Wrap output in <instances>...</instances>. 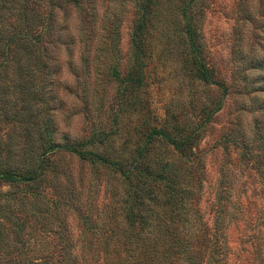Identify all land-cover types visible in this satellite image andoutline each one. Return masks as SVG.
Returning a JSON list of instances; mask_svg holds the SVG:
<instances>
[{"label": "rangeland", "instance_id": "1", "mask_svg": "<svg viewBox=\"0 0 264 264\" xmlns=\"http://www.w3.org/2000/svg\"><path fill=\"white\" fill-rule=\"evenodd\" d=\"M0 35L18 39L0 67L3 169L35 163L50 119L57 144L92 141L83 149L121 169L164 158L189 182L181 211L202 230L199 264H264V0H0ZM196 62L224 89L199 81ZM190 136L191 165L172 145ZM50 158L57 173L42 182H0V234L24 244L0 264L68 247L75 264H141L120 245L134 207L118 169Z\"/></svg>", "mask_w": 264, "mask_h": 264}, {"label": "trees", "instance_id": "2", "mask_svg": "<svg viewBox=\"0 0 264 264\" xmlns=\"http://www.w3.org/2000/svg\"><path fill=\"white\" fill-rule=\"evenodd\" d=\"M144 21L145 17H143V23L141 21L139 28L136 30V36L141 37L140 32L142 33L146 25ZM16 38V35H12L6 42H2L0 35V67L4 66L13 57H16V51L13 50L18 42ZM41 38V35L37 32L35 36L37 43L40 42ZM4 48L8 50V54L5 52L6 58L3 57V52L1 51ZM194 53L196 54L197 52L194 51ZM195 68L197 72L196 77L199 81L211 85L213 83L223 88L219 81L208 74L200 62H196ZM39 94L35 99L41 105L45 104V98L41 96V92ZM216 109L217 107L213 106L211 110H208L205 113V118L210 119ZM38 114L42 116V112ZM45 115L43 114V116ZM52 124L50 119L51 129L48 132L50 133L48 136L42 137L41 131L37 132L36 140L32 145L35 163L32 161L34 164L31 163L30 165L17 168L9 166L8 169H3L0 165L1 183L19 185L42 182L49 172L50 174L57 173L56 168L51 165L50 156L60 152L72 154L91 163L113 165L118 169L128 185V196H130V201L134 207L127 209L126 216L127 225L131 233L120 241L122 242L120 245L124 246L128 257H135V254H140L139 258H142L143 261L141 264H199L196 256L200 254L199 248L202 244V236L200 235L202 234V230H200L201 228L197 229V227L192 230L191 228L194 225L189 223L188 219L184 216L185 214L181 211L183 207L187 206L186 202L190 197L189 182L184 181V178L180 174L172 170V167L175 166L174 163L163 161L164 158H156L153 161L152 158L149 160L150 162L144 165V168L140 166L143 164L140 162L135 163L127 169H121L116 161H109L91 150L83 149L84 146L91 144L92 141L76 143V145L57 144L54 136L57 128ZM193 133L191 132L190 135H193ZM159 134L163 135L162 132H158L156 135ZM193 138V136H190L172 143L173 149L180 155V160L190 163V165L196 159L192 153L194 147ZM240 157L244 158V160L247 159V151L242 150ZM4 195L5 192L0 191V198L5 197ZM35 215H33V219L39 221L38 215ZM21 226L17 225L18 231L21 230ZM215 229L219 230L217 227ZM7 238L0 234V263L4 261L5 256H8L10 248L18 250L24 246L18 232H16L14 237ZM212 239L215 245L219 238L214 237ZM160 248L164 260L162 261L161 259L156 262L158 258L157 252H159ZM69 249V247L65 248L63 254L57 256L58 260L52 258L48 260L47 257L43 260V263L35 262L31 264H75V257ZM171 253L176 255L174 260L170 258ZM110 256L112 257L113 255L110 253L108 257L110 258ZM11 260L8 259L6 262H10V264L20 263V260H17L18 263ZM111 264H114V260L112 259Z\"/></svg>", "mask_w": 264, "mask_h": 264}]
</instances>
